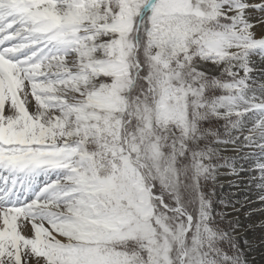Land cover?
Listing matches in <instances>:
<instances>
[{"label":"snow or ice","instance_id":"1","mask_svg":"<svg viewBox=\"0 0 264 264\" xmlns=\"http://www.w3.org/2000/svg\"><path fill=\"white\" fill-rule=\"evenodd\" d=\"M257 63L264 0H0V264H248Z\"/></svg>","mask_w":264,"mask_h":264},{"label":"rangeland","instance_id":"2","mask_svg":"<svg viewBox=\"0 0 264 264\" xmlns=\"http://www.w3.org/2000/svg\"><path fill=\"white\" fill-rule=\"evenodd\" d=\"M259 2V0H253ZM252 15H259L253 12ZM255 76L260 80H264V64L257 63ZM47 179V178H44ZM248 179V177H244ZM238 182L235 178H222L220 183L224 184L223 191L225 193L235 192V188H228L229 181ZM43 182V181H40ZM244 191H248V185H243ZM239 199L243 202L244 197ZM250 202L246 204L239 213L238 220L241 225V236L248 241V246L245 248L248 264H264V203H260L256 199L255 191H252L249 196ZM236 219V217H230Z\"/></svg>","mask_w":264,"mask_h":264}]
</instances>
